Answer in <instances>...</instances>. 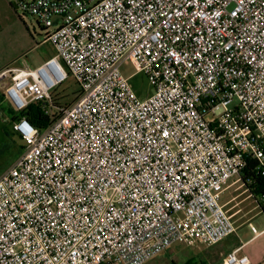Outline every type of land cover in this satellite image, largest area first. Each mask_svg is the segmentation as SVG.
<instances>
[{"label":"built area","instance_id":"built-area-1","mask_svg":"<svg viewBox=\"0 0 264 264\" xmlns=\"http://www.w3.org/2000/svg\"><path fill=\"white\" fill-rule=\"evenodd\" d=\"M14 6L55 54L0 75L12 82L5 98L58 117L13 124L25 147L0 176V264H147L232 236L220 194L250 159L264 168V0ZM126 61L153 87L146 100L123 76ZM68 74L81 95L56 107ZM238 252L224 264H251Z\"/></svg>","mask_w":264,"mask_h":264},{"label":"rangeland","instance_id":"rangeland-1","mask_svg":"<svg viewBox=\"0 0 264 264\" xmlns=\"http://www.w3.org/2000/svg\"><path fill=\"white\" fill-rule=\"evenodd\" d=\"M14 2L15 0H0V69L8 66L35 69L55 51L46 41V33L37 25L36 19L17 10ZM121 72L140 100H146L153 94L154 89L149 80L137 71L131 61L123 63ZM3 78L0 79V176L17 161L25 147V141L14 130L13 125L17 121L12 116L13 112L15 115L21 112L15 111L8 101L3 100L6 88L12 84L11 78ZM79 91L80 86L69 77L58 88L55 95L57 104L72 105L77 101ZM220 204L228 217L233 222L237 221V224L240 217L242 221L252 219L258 227L264 223V214L258 207L257 200L239 176L224 186ZM231 240L232 237L225 239L222 244L230 243ZM207 250L208 246L201 243L192 247L173 246L147 264H197L204 256L198 252Z\"/></svg>","mask_w":264,"mask_h":264},{"label":"crops","instance_id":"crops-1","mask_svg":"<svg viewBox=\"0 0 264 264\" xmlns=\"http://www.w3.org/2000/svg\"><path fill=\"white\" fill-rule=\"evenodd\" d=\"M54 54L55 52L52 54V56ZM14 68L19 67H3L0 69V75ZM3 100L7 101L5 96H3ZM233 223H236V232L230 236L232 237L231 242L222 244L225 242L224 240L218 245H207V251L198 252L202 253L204 256L197 264H224L226 255L234 250H239L238 254L240 256H248L251 264H264V223L260 224L258 227L252 222V219H246L242 221V217H240L238 220L239 224H237V221ZM252 225L258 229V232L260 233L258 236L252 233Z\"/></svg>","mask_w":264,"mask_h":264},{"label":"trees","instance_id":"trees-1","mask_svg":"<svg viewBox=\"0 0 264 264\" xmlns=\"http://www.w3.org/2000/svg\"><path fill=\"white\" fill-rule=\"evenodd\" d=\"M68 75L69 77H72L70 74ZM58 88L53 92V97H54L55 106L61 107L59 106V104H57L55 98L56 97L55 95L58 92ZM77 94L80 97L81 91H79ZM64 107H68V106L65 105ZM53 113L54 114L50 116L44 112L41 103H33L26 110L22 111L18 115H15V113L13 112L12 116H14V119L17 118V120L20 119L21 117H25L33 125L39 128H46L50 125V123H52L58 117V113L55 109ZM241 179L244 182V184L247 186L249 192L257 201H259L260 198L264 197V168H259V163L257 160L254 159L249 160V164L246 170L243 172ZM260 208L264 213V202L260 205Z\"/></svg>","mask_w":264,"mask_h":264}]
</instances>
